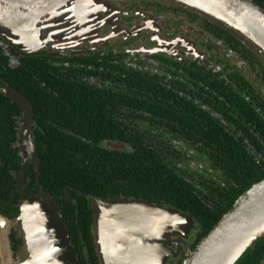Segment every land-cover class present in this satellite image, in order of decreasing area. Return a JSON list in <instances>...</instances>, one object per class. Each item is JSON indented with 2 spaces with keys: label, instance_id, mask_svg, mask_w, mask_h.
I'll use <instances>...</instances> for the list:
<instances>
[{
  "label": "flooded vegetation",
  "instance_id": "1",
  "mask_svg": "<svg viewBox=\"0 0 264 264\" xmlns=\"http://www.w3.org/2000/svg\"><path fill=\"white\" fill-rule=\"evenodd\" d=\"M254 1L264 8V0ZM100 2L102 24L94 39L49 40L40 48L28 51L21 50L0 32V69H11L12 74L14 69L26 70L32 85L27 96L23 90L11 87L7 78L0 73V110L3 111V117L13 121L15 141L12 148L17 157L16 166L8 174L18 196L14 206L18 207L19 212L13 218L2 215L7 219H18L24 196L29 198L39 194L40 190L45 192L39 180L36 147L33 143V150L28 149L24 139L30 137L33 142L37 129L44 133L42 127L58 128L57 122H70L73 118L68 113V106L63 105L68 104L73 97L81 98L88 93L114 94L117 100H122L121 96H124L125 100L136 101L142 95L143 101L154 108L144 107L135 111L129 109L127 112L123 111L121 104L100 107L95 104V115L102 124L107 118L111 131L116 130L117 134L133 137L145 132L153 139L167 141L177 152L174 158H177L178 166L186 170L187 176L193 172L196 177L217 176L220 179V172L212 169L210 160L199 153L196 146L179 140L188 138L183 135L180 137L182 132L179 117L176 116L186 109V105H196L205 113L221 119L216 112L217 106L228 108L234 93L238 95L235 97L239 102L237 104L243 99L246 102L250 100L249 95L239 94L234 81L239 84L241 81L255 80L260 92L264 93L263 83L255 77V74H262L258 70L261 58L229 34L235 32L232 28L227 32L225 24L201 17L185 9L177 0ZM41 62L46 69L51 66L59 69L54 76L57 81H61L62 87H51L49 81L33 68ZM4 86L15 96H20L22 101L15 96H8ZM227 87L229 88L226 89ZM69 93H72V97ZM41 101L43 104H38ZM99 108L108 109L100 111ZM28 109L30 120L26 115ZM59 128L77 139H87L70 129ZM233 139L241 138L233 136ZM119 143L124 146L123 149L109 146ZM103 147L121 152L131 150L130 145L118 140H104ZM251 153L259 152L252 150ZM262 153L258 156L264 162V150ZM262 168L264 170V165ZM69 190L72 191L73 188ZM50 196H53L55 202L61 199L58 198L60 195ZM68 196L71 197L69 192ZM67 201H72V197ZM93 218L96 233V219L94 216ZM11 234L12 248L18 252L22 242L16 234L12 239ZM188 241L189 239L186 244L191 248ZM170 248L175 250L176 246L172 245ZM178 248L179 252L175 250L176 254L179 253L177 257L175 255L168 258L166 264H175L182 255L186 256V250ZM26 252L23 261L28 258Z\"/></svg>",
  "mask_w": 264,
  "mask_h": 264
},
{
  "label": "trees",
  "instance_id": "2",
  "mask_svg": "<svg viewBox=\"0 0 264 264\" xmlns=\"http://www.w3.org/2000/svg\"><path fill=\"white\" fill-rule=\"evenodd\" d=\"M206 18L215 20L208 16ZM224 28L229 32L228 26L224 25ZM229 34L261 58L258 70L262 74L251 75L258 77L264 85L262 54L236 32ZM33 68L49 81L51 87L63 86L54 76L59 70L56 66L46 69L41 62ZM9 70L0 69V73L7 78L11 87L23 90L29 96L32 85L28 72L21 68L14 69V75ZM234 82L239 94L249 95L250 100L246 102L243 99L237 104L239 102L235 97L238 95L234 93L228 108L217 106L216 112L222 120L205 113L196 105H186L187 110L184 108L176 116L179 117L182 132L180 137L188 138L179 140L196 146L199 153L210 160L212 169L220 172V179L217 176L196 177L193 172L187 176L186 170L179 167L177 158H174L177 152L167 141L153 139L145 132L133 137L117 134L116 130L111 131L112 127L108 125L107 118L102 124L95 115V104L99 107L121 104L123 111L127 112L129 109L135 111L144 107L154 108L143 101L142 95L136 101L125 100L124 96H121L122 100H117L114 94L88 93L81 98L73 97L68 104L63 105L68 106V113L73 118L70 122H57L58 128L42 127L44 133L39 129L35 131L33 143L39 160V180L43 190L46 194L61 195L65 187L73 188L72 191L68 190L72 201L58 199L56 203L60 207L79 264H99L93 240L95 229L92 200L87 195L104 200L122 198L145 201L156 206L173 208L190 216L195 223V230L191 231L188 242L191 249H194L235 200L253 184L264 179V162L258 156L264 150V93L260 92L255 80L241 81L239 84ZM69 96L72 97V93ZM38 104H43V101ZM51 104L54 106L53 102ZM99 109L103 111L108 108ZM13 127V121L3 117V111L0 110V214L10 218L17 216L19 212L18 207L14 206L18 196L8 174L17 163L12 148L15 141ZM59 127L82 134L87 139L67 135ZM233 136L241 139H233ZM93 137L98 139H91ZM104 140L127 143L131 150H107L103 147ZM252 150L259 153L253 154ZM221 179L222 181H218ZM14 235L15 232H12V239ZM183 258L184 255L175 264H181ZM236 264H264V236Z\"/></svg>",
  "mask_w": 264,
  "mask_h": 264
},
{
  "label": "water",
  "instance_id": "3",
  "mask_svg": "<svg viewBox=\"0 0 264 264\" xmlns=\"http://www.w3.org/2000/svg\"><path fill=\"white\" fill-rule=\"evenodd\" d=\"M177 1L195 13L232 28L259 50L264 64V8L254 0ZM101 9L100 0H0V32L21 50L28 51L40 48L49 40L94 39L102 24ZM4 90L8 96H15L6 86ZM15 98L22 101L20 96ZM29 113L28 109L26 115L30 120ZM24 141L26 147L33 150L32 139L29 137ZM109 146L124 148L120 143ZM69 189L71 187H67L58 198L70 200ZM87 196L92 200L96 219L97 231L93 240L99 264H107L103 261V252L109 255L113 264H166L168 258L175 257L178 246L187 252L181 264H236L264 236V179L240 195L194 249L185 240L195 230V223L190 216L176 209L134 199L104 200L94 195ZM24 197L20 216L15 221H20L25 237L29 257L25 264H79L53 196L40 190L33 197ZM120 206L154 209L172 222L136 216L110 219L100 212V208ZM34 208L43 218L41 224L45 236L42 239L36 237L37 225L32 222ZM12 221L0 214V236L3 235L0 239V264H5L3 254L6 258L9 256ZM2 231L6 234H1ZM172 245L176 246L175 250L170 248Z\"/></svg>",
  "mask_w": 264,
  "mask_h": 264
},
{
  "label": "bare ground",
  "instance_id": "4",
  "mask_svg": "<svg viewBox=\"0 0 264 264\" xmlns=\"http://www.w3.org/2000/svg\"><path fill=\"white\" fill-rule=\"evenodd\" d=\"M81 2V1H79ZM78 2V3H79ZM80 4V3H79ZM100 212L103 216H109L110 219H115L119 216H136V217H142V218H147V219H153L156 221H171L169 220V218L165 217L163 214L158 213L157 210L154 209H148V208H142V207H136V206H120L117 208H100ZM26 210V207H25ZM33 217L34 219L32 220L33 223H36V228H35V232H36V237H38V239H42L44 233V229L42 226V221L43 218L41 215H39L37 213V210L34 208L33 210ZM178 221H175L174 223H177ZM34 225V224H33ZM45 236V235H44ZM35 237V235H34ZM35 246H37V244L34 242ZM104 255V260L107 264H113V260L111 258H109L105 252H103ZM29 258V257H28ZM27 258V260H28ZM26 260V261H27Z\"/></svg>",
  "mask_w": 264,
  "mask_h": 264
},
{
  "label": "rangeland",
  "instance_id": "5",
  "mask_svg": "<svg viewBox=\"0 0 264 264\" xmlns=\"http://www.w3.org/2000/svg\"><path fill=\"white\" fill-rule=\"evenodd\" d=\"M195 165L196 164L192 163L193 167H196ZM202 168H204V167H202ZM23 203L21 204V207L23 206ZM12 222L13 223H12V226H11V232H12L13 229L15 230L13 232H15L17 238L19 237V240L22 242V244L20 245L19 251L16 252V251L13 250L12 242L9 240V244H8L9 256H7V258H6V256L3 254V256L5 258L4 261H5V264H25L26 261H23V257H25V251H27V247H26L24 233L22 231L21 224H20L19 221L18 222L12 221ZM17 223H19V225ZM3 229H5V228L3 227ZM1 234H6V232L2 231ZM2 237H3V235L0 236V239H2ZM9 239H10V236H9ZM188 239H190L189 236H188L187 240ZM185 242H186V240H185ZM2 249H3V247H2ZM178 252H179V250H178ZM26 254H27V252H26ZM178 254L179 253L176 254V257H177ZM186 254H187V252H186ZM27 256H28V254H27Z\"/></svg>",
  "mask_w": 264,
  "mask_h": 264
}]
</instances>
